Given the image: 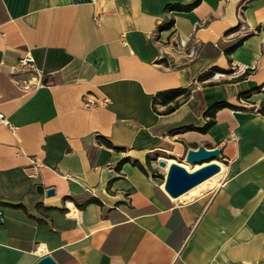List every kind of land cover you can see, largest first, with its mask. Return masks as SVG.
Segmentation results:
<instances>
[{"label": "crops", "instance_id": "crops-1", "mask_svg": "<svg viewBox=\"0 0 264 264\" xmlns=\"http://www.w3.org/2000/svg\"><path fill=\"white\" fill-rule=\"evenodd\" d=\"M0 113V264H264V0H0ZM167 144L223 165L172 200Z\"/></svg>", "mask_w": 264, "mask_h": 264}, {"label": "water", "instance_id": "water-1", "mask_svg": "<svg viewBox=\"0 0 264 264\" xmlns=\"http://www.w3.org/2000/svg\"><path fill=\"white\" fill-rule=\"evenodd\" d=\"M221 159L220 149H207L204 146H198L195 149H187L184 153L183 161L190 165L200 166L198 169L188 171L178 163H172L168 166L164 177L162 190L170 199H177L207 179L216 175L220 171L216 163ZM152 162L151 164L153 165ZM160 168H165L166 163L162 160L157 161ZM38 193H43L42 187L37 188ZM53 189H47L45 195L53 196ZM0 223H2V213L0 212ZM34 264H57L48 254L40 257Z\"/></svg>", "mask_w": 264, "mask_h": 264}, {"label": "built area", "instance_id": "built-area-1", "mask_svg": "<svg viewBox=\"0 0 264 264\" xmlns=\"http://www.w3.org/2000/svg\"><path fill=\"white\" fill-rule=\"evenodd\" d=\"M98 1H101V0H90V2L92 4H95ZM239 11L242 12V9H240ZM94 22L96 25H99V23H100L99 15H97L94 18ZM201 25H194L193 31H195L196 28L198 26H201ZM193 55H194V52L192 49L189 53V57H193ZM8 70H9V74L13 77L16 75H20V74L32 75L31 81L36 80L35 82L33 81L34 82L33 86L37 87V86L42 85L43 70L38 69L35 66L34 58L29 52L25 53V55H23L14 66L8 67ZM244 72H245V69L238 67L236 70H233L232 73H230V74L213 73L210 78L212 80L222 79V78H226V77L233 78L235 76L243 74ZM106 103H107L106 100H104L102 102V104H106ZM94 104L95 103L93 101H90V100L85 99V98L83 99V106L87 109L93 107ZM0 123H3L6 126H9L7 119H6V116L3 113H0ZM164 177H165V174H164Z\"/></svg>", "mask_w": 264, "mask_h": 264}, {"label": "rangeland", "instance_id": "rangeland-1", "mask_svg": "<svg viewBox=\"0 0 264 264\" xmlns=\"http://www.w3.org/2000/svg\"><path fill=\"white\" fill-rule=\"evenodd\" d=\"M165 151L162 152H158L154 155L151 156V158L148 159L147 164H146V169L148 170V172L150 173V176H152L153 179L156 180L157 183H159V185H161L164 182V173L162 171L163 168L158 167L157 165V161L162 160V161H168V162H176L180 165H182L183 167L186 168H197L198 165H193V166H188L185 164V162L183 161V157H184V153H185V147L179 148L178 150L172 149L171 147H169V145L167 144L165 147ZM152 162L153 165L151 164ZM219 163H221L223 165L222 162H220V160L218 161ZM225 174V172H224ZM223 174V175H224ZM218 183L220 185V179L218 180ZM218 187H214L211 188L207 191H205L204 193L201 194L202 195H209L212 192H214Z\"/></svg>", "mask_w": 264, "mask_h": 264}, {"label": "trees", "instance_id": "trees-1", "mask_svg": "<svg viewBox=\"0 0 264 264\" xmlns=\"http://www.w3.org/2000/svg\"><path fill=\"white\" fill-rule=\"evenodd\" d=\"M213 70H219L218 68H212L211 71ZM261 87H258L256 90H259ZM183 90H173V91H169V92H164V93H160L157 95V97H163L167 100H173L174 98H176L178 95L182 94ZM163 102H166L163 100ZM222 108H230V109H235V107L225 103V102H219L216 103L214 105H212L209 109H207V111L204 113L206 116H210V117H214V114L216 113L217 110L222 109ZM258 110V109H257ZM212 123H207V125L203 128V130H206L207 128L210 127ZM188 130H192V129H188Z\"/></svg>", "mask_w": 264, "mask_h": 264}, {"label": "bare ground", "instance_id": "bare-ground-1", "mask_svg": "<svg viewBox=\"0 0 264 264\" xmlns=\"http://www.w3.org/2000/svg\"><path fill=\"white\" fill-rule=\"evenodd\" d=\"M164 162L166 163V167L163 168L162 171H163L164 174H166L167 169H168V166L171 165L172 163H176V162H168V161H165V160H164ZM185 164H186V163H185ZM186 165H188V164H186ZM188 166H190V165H188ZM186 170H187V169H186ZM188 171H190V170H188Z\"/></svg>", "mask_w": 264, "mask_h": 264}]
</instances>
